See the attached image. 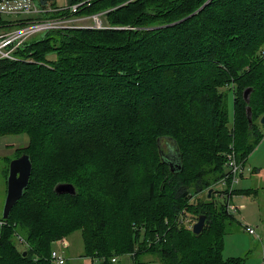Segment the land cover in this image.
Masks as SVG:
<instances>
[{
    "label": "trees",
    "instance_id": "trees-1",
    "mask_svg": "<svg viewBox=\"0 0 264 264\" xmlns=\"http://www.w3.org/2000/svg\"><path fill=\"white\" fill-rule=\"evenodd\" d=\"M40 1L42 5L53 0ZM234 1L95 0L82 14L104 12L106 28L47 32L16 51L18 60H0V138L27 134V148L16 158L27 154L33 164L29 186L0 229V264H52L51 242L83 226L87 227L86 255L100 264H112L113 252L121 256L136 250L145 225L154 228L145 240L154 236L159 244L161 239L153 250L162 264H245L243 258L222 256L226 220L232 218L229 200L235 193H229L232 178L226 155L234 151L244 167L253 144L262 136L264 19L262 12L252 10L246 14L248 27H232L228 37L224 29L203 17L206 8ZM250 22H258L256 39L248 31ZM187 33L188 38L192 36L189 42H197L194 61L149 56L154 42L169 43L187 38ZM172 48L180 51L177 45ZM252 49L261 59L246 64V53ZM61 68L65 71L60 78L56 72ZM219 79L223 85L216 84ZM28 86L41 93L45 90L46 94L39 93L40 102L28 95ZM217 86L231 87L233 129L229 103ZM247 89H251L249 102L244 99ZM180 93L182 98L175 100ZM73 99L78 103H72ZM113 100L125 110L116 118L107 115ZM154 103L159 105L156 110ZM14 108L30 118L15 120ZM48 119L54 120L46 124ZM40 122L45 127L35 125ZM163 140L173 144L171 160L180 161L181 170L173 171L163 158ZM144 144L154 150L151 155ZM94 162L98 171L92 178ZM155 171L167 180L166 190L158 195L157 179L150 177H156ZM223 179L227 190L221 193L229 196L228 201L218 206L214 199L196 212L198 217L207 214L202 233L180 227L177 218L189 207L193 193L208 192ZM61 183L73 184L77 194L58 195L54 189ZM136 184L155 200L147 216ZM117 193L125 196L117 203L123 205V212H113L117 206L109 203V196ZM209 209L216 213H207ZM129 210L136 216L129 217ZM136 223L140 232L130 228ZM13 224L23 234L19 244L26 242L22 252L13 239L20 235ZM99 250L102 253L96 255Z\"/></svg>",
    "mask_w": 264,
    "mask_h": 264
},
{
    "label": "rangeland",
    "instance_id": "rangeland-1",
    "mask_svg": "<svg viewBox=\"0 0 264 264\" xmlns=\"http://www.w3.org/2000/svg\"><path fill=\"white\" fill-rule=\"evenodd\" d=\"M36 4L38 6H41V1L36 0ZM252 10L256 11L257 13L262 12L260 16L261 19L263 20L264 0H235L234 3L230 2L229 5L224 4L222 6H217L215 8H209V9L206 8L204 10L203 17L204 19L206 18L210 24H212L215 27H218V29L220 30L224 29L225 34L229 37L232 31V27H241L243 25H246L248 27L247 20H249V18L248 15L246 14H248V12L251 13ZM23 18H27V17L22 16L21 19ZM257 23L252 25V23L250 22L249 24H251V26L248 28V31L253 35L254 39L258 38L259 35V30H257L258 29ZM90 25L91 22L83 23L84 27ZM39 36L40 35H36V38H39ZM188 36H190V34L187 33V38L183 36L182 37L183 39L177 38L175 40H171L169 43L154 42L150 47V51L148 52L150 54L149 56H152L153 58L159 59L161 61L163 60V58H167L168 61H170V59H176V58H179L183 62L194 61L197 57L196 56L197 50L194 49L193 46L197 42L196 39H192L189 42L192 36L190 38H188ZM187 42L189 43V45ZM174 45H177V48L180 49L178 53L176 52L177 49L173 51L174 48H172V46ZM176 55H178V57H175ZM50 59L56 60L57 58L55 56H52L50 57ZM251 59L253 60V62L254 61L259 62L261 59L255 53L254 49L246 53V57H245L246 62L244 63L248 64ZM234 60L236 62L239 61L237 58H234ZM61 69L62 71H60L59 69L56 72L57 74H59L60 78L63 76V71H65L64 68ZM201 71H204V69H202ZM222 81L223 79H219V83L216 84L223 85ZM49 84L52 86L54 82H51ZM28 88H29L27 92L28 95L34 96L35 98L34 100L37 99L38 102H40L39 95L46 94L45 90L41 93L36 91L33 87L31 88L30 86H28ZM230 89L231 87L217 86V91L219 93H223L226 96V100L229 103V109H230L229 127L233 129V124H232L233 123V93L231 92ZM182 96L183 93H180L178 94V96H174L173 98L177 100L182 98ZM67 100L70 99L67 98ZM157 102L159 101L156 100L155 103ZM72 103L76 104L78 102L76 101V99H73ZM155 103L153 104L152 108L156 110L158 109L159 105L154 106ZM14 106L18 107L19 105H14ZM13 110H14L13 118L15 120H20V119L23 120L26 118H30L29 116L25 115L24 113L26 112L22 110L17 111V109L15 108L12 109V111ZM56 110L61 111V108H57ZM121 111H125V110H123L122 106L118 107V104H116L113 100L110 111L107 113V115L112 114L115 116L114 118H116V114H118ZM37 112L40 111L35 110V113ZM64 113L66 114V110H64ZM70 115L72 114L70 113ZM56 116L60 117L64 115H59V116L56 115ZM35 117H40V115L36 114ZM52 120L54 119L45 120V123L46 124L51 123ZM14 123H16V121H14ZM45 123L40 122L39 124H35V125L36 126L42 125V127H45L44 126ZM56 125L63 127V125L59 122ZM117 125L121 126V123L117 122ZM259 129L261 130L262 136L259 141L253 144V149L248 154V158L244 163L243 174L242 176L241 175L239 176V182L237 184H234L233 187L235 193L234 195L232 194L230 198V205H233V207H235L236 210L232 211L231 213L229 212L232 218H228V220H226V223L228 225L226 227V232L223 238V249H222L223 258L224 259L243 258L245 260V264H262L264 257V125H259ZM119 138L124 140V137L122 136ZM28 143H29V136L24 133L18 135H12V136H4L0 138V217L3 215V207L7 195L8 177L6 176V173L9 171L10 162L14 159H17L16 158L17 155L21 151L27 148ZM161 148H162L161 150H163L167 154L171 153V150L172 151L174 150L173 144L170 142H166L165 140L161 142ZM144 150L146 151L147 155H151L154 152V150L151 149L150 146L147 147L145 144H144ZM56 160L57 159H55V162ZM94 166L96 168L95 172L93 173V169H92L93 174L89 175L92 178H94L95 174L98 171V163L94 162ZM155 175L156 177H154V174H151L150 177L157 179L158 185L156 187L158 189H156V194L158 195L161 191L166 190L164 189V187L167 186V180L162 178L158 171H155ZM140 186L141 185L136 184V191L140 193L139 197L140 199L142 198L141 199L142 205L145 206L148 212L146 213L147 216L149 214L150 207L155 205V200L150 199L147 196V194L145 195L143 189ZM41 187L44 188V185H41ZM212 188L214 189L211 195V197L213 196L212 200L211 197L208 196L209 191L208 192L195 191L193 193L192 198L189 199L188 201L189 207L184 209V211L177 218L176 222L180 227H184L193 232V227L198 222L197 220H199L196 218H200L196 213L198 211L199 206L204 205L208 207L209 205L207 203H209V201H213L214 199L218 206L224 204L226 200L228 201V199H226L228 197L223 196V194L221 193L227 190L225 185L215 182ZM109 198H110L109 203H111L112 206H117L118 199L125 200V196L119 195L118 193L116 194V197L109 196ZM121 206L123 205L117 206V209H113V212L120 210L123 212L124 208H122ZM208 212L216 213L210 209L207 210V213ZM128 216L129 217L136 216L135 211L129 210ZM148 217L146 219H148ZM13 225L16 227L18 233L20 234V235L16 234V236H14L15 238L13 239L15 241V245H17L18 250L22 252L23 250H26L27 247L26 242L23 240L25 244H19L20 238L18 236L21 235L23 236V234L21 233V230L17 228L16 224ZM244 226H249L253 228L255 230V234L254 235L249 234ZM86 228L87 227L83 226L80 229H77V231H75L68 237L53 240L50 246V250H53L52 253L57 252L59 255L65 257L66 258L65 264H100V260L98 259L95 260L86 255L85 243H84ZM130 228L133 229L132 232L141 231L140 229L138 230L137 223L131 224ZM153 230L154 228L151 225L148 226L145 225V234L144 232L143 233L140 232L141 233L139 235L140 239L138 238L136 242V247H137L136 250L125 251L124 255L121 256L119 254H123V253H119L118 251L113 252L114 259H111V263L112 264H162L159 255H157L156 251L153 250L155 246L158 247V245L161 243V239H159V244L158 242L156 243V241H154V236H152L151 239L149 240H145L149 238L148 232H152ZM98 253H102V251L99 250V252L98 251L95 252L96 255H98ZM52 264H58V263L52 261Z\"/></svg>",
    "mask_w": 264,
    "mask_h": 264
},
{
    "label": "built area",
    "instance_id": "built-area-1",
    "mask_svg": "<svg viewBox=\"0 0 264 264\" xmlns=\"http://www.w3.org/2000/svg\"><path fill=\"white\" fill-rule=\"evenodd\" d=\"M94 1L77 0L67 7L54 9L48 3L38 6L36 0H0V60H18L15 52L36 35L51 31H70L82 28L100 30L106 28L103 18L104 12L91 15L82 14L83 8L91 6ZM51 13L56 14V16L51 17ZM22 16L27 18L21 19ZM88 22H91V25L84 27L83 23ZM227 168L229 176L232 178V187L229 191L231 193L234 184L239 182V176L243 174V166L237 162L234 151L227 154ZM220 183L225 187L227 186L226 179H223ZM235 210V207L228 206V212L231 213ZM5 225L6 220L0 218V229ZM244 227L249 234H255L253 228ZM52 259L58 264L66 263V258L57 252L52 253ZM262 264H264V257Z\"/></svg>",
    "mask_w": 264,
    "mask_h": 264
},
{
    "label": "water",
    "instance_id": "water-1",
    "mask_svg": "<svg viewBox=\"0 0 264 264\" xmlns=\"http://www.w3.org/2000/svg\"><path fill=\"white\" fill-rule=\"evenodd\" d=\"M251 89H247L244 93V99L249 102V95ZM247 116L249 120V124H252V109L248 107ZM262 124L264 125V117L262 119ZM172 155H174L173 151L169 154H163V158L166 159V162L170 165L173 171L181 170L182 164L180 161L174 162L172 161ZM33 164L31 158L27 154L21 155L19 158L14 159L10 162L9 174L7 178V195L3 207V215L2 218L8 219L10 214L15 207V205L20 201L23 197L25 190L29 186L30 178L32 175ZM55 192L58 195H76L77 190L75 186L71 183H61L55 187ZM213 188L209 190L208 196L211 197ZM206 215H201L198 222L193 227L194 234H201L206 223ZM27 252L24 253L26 256Z\"/></svg>",
    "mask_w": 264,
    "mask_h": 264
},
{
    "label": "crops",
    "instance_id": "crops-1",
    "mask_svg": "<svg viewBox=\"0 0 264 264\" xmlns=\"http://www.w3.org/2000/svg\"><path fill=\"white\" fill-rule=\"evenodd\" d=\"M73 0H53V1H49L47 2L49 4L50 7L54 8V9H61L64 8L63 6L67 7L70 3H72ZM53 4H55L53 6ZM229 204H230V200H229ZM233 206V205H231Z\"/></svg>",
    "mask_w": 264,
    "mask_h": 264
}]
</instances>
